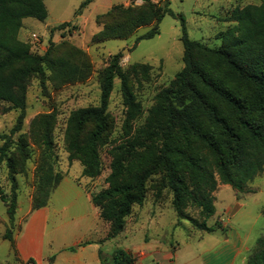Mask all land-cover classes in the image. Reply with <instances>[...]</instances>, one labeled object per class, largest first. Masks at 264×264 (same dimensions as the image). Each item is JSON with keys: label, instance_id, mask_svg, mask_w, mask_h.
I'll return each instance as SVG.
<instances>
[{"label": "trees", "instance_id": "trees-1", "mask_svg": "<svg viewBox=\"0 0 264 264\" xmlns=\"http://www.w3.org/2000/svg\"><path fill=\"white\" fill-rule=\"evenodd\" d=\"M89 1L81 3L75 13ZM121 12L123 19L119 18ZM166 14L180 20L183 67L168 87L156 95L146 123L109 149L107 187L91 195L100 218L109 224L108 239L123 231L132 207L143 204L151 176L161 175L155 200L160 198L163 188L172 195L175 227L187 220L193 230L209 233L220 228L217 221L207 225L215 213L213 194L218 185H228L238 194L247 193L248 185L263 172L264 0L260 5L234 8L226 21L234 22L235 26L222 33V44L216 48L190 40L182 16L170 11L167 0L163 5L144 0L139 8L110 7L97 15L102 27L92 41L126 39L139 27L154 24L137 40L151 38L158 33L157 25ZM46 17L43 0H0V101L8 104L7 110H18L9 133L0 134V163L5 161L10 181L9 196L0 186V201L10 223L4 237L10 241L17 207L14 179L17 162L23 168L30 158L28 135L19 133L25 116L27 83L33 76L43 80L44 66L61 84L82 83L91 73L88 62L76 65L66 59L52 58L51 48L42 55L33 54L17 39L22 19L44 21ZM68 27L73 26L64 22L55 29ZM147 67L133 64L127 71H121L114 56L98 74L99 104L70 113L65 147L69 162L79 161L81 176L94 178L100 173L98 149L107 143L109 135L106 110L113 79L118 77L121 81L127 123L139 109L128 86V76H145ZM54 121V111L38 114L31 120L29 135L44 150L51 149ZM15 134L16 139L12 140ZM9 148L12 150L8 151ZM38 171V194L34 196L32 210L46 204L61 179L60 175L52 177L42 165ZM188 207L198 210L199 219L187 213ZM133 261L134 257L123 249H116L108 258L101 257V264ZM245 264H264V233L256 239Z\"/></svg>", "mask_w": 264, "mask_h": 264}, {"label": "rangeland", "instance_id": "rangeland-1", "mask_svg": "<svg viewBox=\"0 0 264 264\" xmlns=\"http://www.w3.org/2000/svg\"><path fill=\"white\" fill-rule=\"evenodd\" d=\"M86 0H43L47 10V17L44 21H37L33 18H24L17 33V39L26 44L33 54L42 55L48 48H51L52 58L68 60L69 63L83 65L88 62L91 73L82 83L61 84L54 77L49 69L44 66V79L31 77L25 90V116L21 131L28 135V148L30 158L25 161L23 168L18 167L14 175L16 182L17 207L14 218L20 217L27 207L32 209L34 196L38 194L40 165L43 170L49 171L50 175L62 177L69 169L82 167L77 160L69 162L68 152L65 147V128L67 119L72 111L88 106H97L100 100L99 72L107 66L114 56L118 58V66L121 71H127L133 64L147 65L146 75L137 74L128 76V86L138 103V113L132 120L126 123V111L121 92V81L118 77L113 79V87L108 99L107 114L109 116V132L107 143L98 149L100 159V173L94 178L81 176L84 180V187L88 190L98 192L107 187L105 178L110 172L109 149L114 144L123 142L127 135L132 134L136 128L144 125L149 112L155 105L156 95L168 87L175 74L182 67V44L179 40L181 35V24L177 16L166 14L157 25L158 33L151 38H137L149 32L154 24L139 27L126 39H105L101 42H93L92 37L101 29L102 25L97 22V15L104 14L109 7L122 5L123 7L139 8L144 5V0H90L78 14L75 11L80 4ZM163 5L164 0H156ZM168 8L174 15H181L184 20L187 36L190 40L216 48L221 46V35L226 30L235 26L234 22L226 21L234 8H243L246 5H260L262 0H167ZM119 18H124L121 12ZM69 22L72 28L55 29L57 25ZM8 104L0 101V134H8L15 123L18 110H7ZM55 112V121L51 134V149L44 150L43 146L34 141L29 135L31 120L38 114ZM85 130L84 134L86 133ZM16 134L12 140L16 139ZM2 140H0V146ZM9 148L8 151H11ZM73 168V169H74ZM264 168L252 185L259 188L254 195L242 198L245 202L242 219H248L242 227L250 230L256 235L260 227L264 225V217L258 218L251 224L252 217L264 208ZM160 174L151 176L147 181L145 201L141 206H133L127 219L138 212L149 214L155 204L166 209L163 222L175 221L176 214L171 206V193L166 188L161 189L159 199H154ZM0 186L3 191L10 195V181L5 161L0 163ZM156 188V189H155ZM93 192V193H95ZM224 201L217 199L214 209H222L224 202L231 198L228 192L220 194ZM168 209V210H167ZM187 213L199 219L198 210L193 207L187 208ZM0 217H6L4 204L0 201ZM13 218V220H14ZM210 219V218H209ZM10 224V223H9ZM181 226L175 230L167 231V238L171 234L180 237L189 236L188 232L193 231L187 220L181 221ZM149 231L135 230L126 234L124 242H142ZM14 230L13 226L11 231ZM254 248V247H253ZM1 253V252H0Z\"/></svg>", "mask_w": 264, "mask_h": 264}, {"label": "crops", "instance_id": "crops-1", "mask_svg": "<svg viewBox=\"0 0 264 264\" xmlns=\"http://www.w3.org/2000/svg\"><path fill=\"white\" fill-rule=\"evenodd\" d=\"M73 168L61 177L43 207L32 210L29 204L20 217L14 218L12 241L4 237L8 217H0V264H101V257L108 258L116 249L129 252L134 257L132 264H245L256 239L264 233L263 225L253 235L242 227L248 219L240 217L245 206L242 198L259 190L252 185L257 176L248 185L250 192L243 194L228 185H218L214 203L224 201L222 191L231 198L207 221L208 226L220 223V228L209 233L193 230L178 240L172 232L168 239L167 231L175 230L176 219L164 223L166 209L155 204L149 214L139 211L126 218L123 231L108 239L109 224L100 218L91 201L95 190L86 189L84 180L79 179L80 168ZM260 217H264V208L252 217L251 224ZM152 226L157 229L146 233L142 242L123 241L127 233L144 228L147 232Z\"/></svg>", "mask_w": 264, "mask_h": 264}, {"label": "built area", "instance_id": "built-area-1", "mask_svg": "<svg viewBox=\"0 0 264 264\" xmlns=\"http://www.w3.org/2000/svg\"><path fill=\"white\" fill-rule=\"evenodd\" d=\"M24 264H32L30 261H26Z\"/></svg>", "mask_w": 264, "mask_h": 264}]
</instances>
